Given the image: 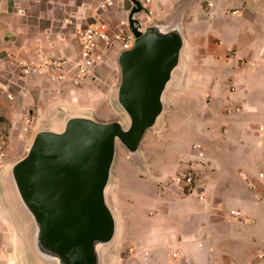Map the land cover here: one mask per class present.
Wrapping results in <instances>:
<instances>
[{"label": "crops", "instance_id": "obj_1", "mask_svg": "<svg viewBox=\"0 0 264 264\" xmlns=\"http://www.w3.org/2000/svg\"><path fill=\"white\" fill-rule=\"evenodd\" d=\"M181 1L145 4L156 13L152 19L161 21ZM85 4L0 0V172L26 152L37 126L58 118L61 108H68L67 100L90 81L75 82L72 63L66 78L56 83L44 72L25 73L22 65L77 55L75 31L94 14L84 12ZM203 21H208L204 31L191 28V35L203 37L210 49L204 64L189 71L192 108L173 109L189 69L187 48L185 70L165 115L172 116L154 129L166 125L172 132L186 126L199 141L192 144V153L159 137L142 146L154 130L148 131L140 145L143 167L130 162L152 175L137 187L122 163V183L115 175L113 202L124 251L111 264H264L258 257L264 249V178L259 175L264 172V0H196L184 15L186 37L188 23ZM119 25L118 32L109 33L127 29L124 21ZM190 168L196 170L198 193L161 179ZM127 176L129 183L124 182ZM0 264H23L21 229L1 197Z\"/></svg>", "mask_w": 264, "mask_h": 264}, {"label": "water", "instance_id": "obj_2", "mask_svg": "<svg viewBox=\"0 0 264 264\" xmlns=\"http://www.w3.org/2000/svg\"><path fill=\"white\" fill-rule=\"evenodd\" d=\"M182 0L166 19L143 23L131 0L135 40L118 53L114 105L123 118L102 120L70 108L40 123L26 152L0 172L2 204L21 229L23 264H110L121 226L110 200L118 146L140 167L141 142L171 110L185 70Z\"/></svg>", "mask_w": 264, "mask_h": 264}, {"label": "rangeland", "instance_id": "obj_3", "mask_svg": "<svg viewBox=\"0 0 264 264\" xmlns=\"http://www.w3.org/2000/svg\"><path fill=\"white\" fill-rule=\"evenodd\" d=\"M140 1L142 3V12L140 14L141 21L143 23H148L152 20H157V19H152L156 17V13L153 10L152 13H148L149 7L146 6L145 0H140ZM85 3L87 4H85L84 12H88V13L90 12L91 14L93 10L94 14L93 16L88 17L87 21H84L81 24L85 25L86 23L89 22L102 21L107 26L108 30H110L111 34H115L116 32L119 31L118 30L120 29L119 24L122 21H126V24L128 23V14L131 7L133 6L131 0H85ZM190 16H191V11L187 15L186 21L189 20ZM66 22H69L68 24H75V22L72 20L69 21L66 20ZM207 23L208 21L198 22L197 24H192V25L191 23H188L187 30L190 37L187 35L188 43H189L188 52H187V66H189V69L187 70V73L184 76L185 82L182 84L178 92V95L176 97L173 108L174 110L188 111L189 109L192 108L191 99L189 97L191 96L192 98L193 93L189 94L190 93L189 90L191 89L188 86L189 79L192 77L189 76V71L193 69V67L202 66L204 64V57L205 55L210 53V49L208 48V45L204 44L203 37L195 39L191 35L192 34L191 28H198L199 30L204 31ZM114 39H115V46L116 47L121 46V41L120 39H117L116 35H114ZM117 56H118L117 50L108 54L105 60H103L100 68L97 71L91 73L87 77L88 79L87 81L89 80L90 81L77 89V93L74 95V98L72 100H67L70 106V107L68 106V108L82 112H87L88 114H91L97 117L98 119H102V120L123 118V115L116 109L113 101L115 89L120 82V67ZM53 58H57V57H53ZM94 74H96L95 75L96 77L92 79ZM81 82L85 83L86 79L83 78ZM198 101L200 102L201 99ZM171 114L172 113H169L165 117V121L171 118L172 116ZM165 126L163 125L157 130L148 132V134L145 136L143 140L142 146L147 145L150 142L154 144L155 140L158 139L159 137L161 139L160 140L161 142H166V143L168 142V144L170 145H177L179 149L184 150L187 153L188 152L190 153L191 150L192 153V144L194 142L199 141L196 140L194 134L189 132L186 126H183L181 130H173L172 132L166 131ZM122 163L128 165V169L131 170V174L133 175V177H135L134 187H137L142 180L145 181L143 177H147L148 179L150 174L152 175V173H150L148 169L144 172L138 171V169H136L134 165H132V162H130V157L127 153L126 148L122 145H119L117 151L116 165L114 168L115 169L114 176L116 175L118 177L117 182L119 183H122L121 182L122 180L120 179L122 173L121 168H123ZM171 171H173V169ZM125 178L126 180L124 179V182L126 183L127 181V183H129L128 182L129 177L127 176ZM161 179L162 181H170V183L174 187L176 188L178 187L177 183H175L172 180L171 174L169 176L164 174L161 177ZM114 187H115V180L112 187H110V200L111 197L113 199ZM126 187L124 188V191H126ZM127 189H129V187ZM184 189L185 188H183V192L198 193L197 187L193 188L192 191L190 190L184 191ZM123 238L124 237L122 236V231L120 226V230L116 241V246L115 248H113L112 252L111 250L109 252L110 264L113 262V259L115 258L116 255L119 256V254L124 251V248L122 247Z\"/></svg>", "mask_w": 264, "mask_h": 264}, {"label": "built area", "instance_id": "obj_4", "mask_svg": "<svg viewBox=\"0 0 264 264\" xmlns=\"http://www.w3.org/2000/svg\"><path fill=\"white\" fill-rule=\"evenodd\" d=\"M149 1V0H147ZM152 9L148 8V13H152ZM126 23V21H124ZM116 35L120 39L121 46L119 53L123 49H128L133 45L135 36L129 29ZM80 52L74 57L60 56L57 58H48L42 63L22 62L23 71L25 73L44 72L47 73L49 79L56 83L66 78L67 66L72 63L75 68V82L87 78L91 73L96 71L97 67L103 62L108 52L115 46L114 36L109 33L107 26L102 21L89 22L79 26L75 31ZM236 109H239L237 107ZM0 137L2 133L0 131ZM193 147H198L194 145ZM195 172L193 168L177 172L172 176V180L177 183L178 188L183 191H192L195 188ZM260 177L264 178V172H260ZM202 198V195L200 196ZM232 215H239V211L232 210ZM258 257L264 261V249L260 250Z\"/></svg>", "mask_w": 264, "mask_h": 264}]
</instances>
